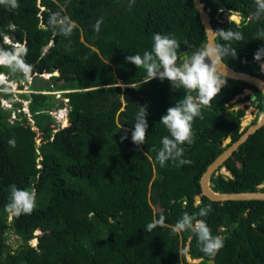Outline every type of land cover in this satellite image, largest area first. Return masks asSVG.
I'll return each instance as SVG.
<instances>
[{
  "label": "trees",
  "instance_id": "obj_1",
  "mask_svg": "<svg viewBox=\"0 0 264 264\" xmlns=\"http://www.w3.org/2000/svg\"><path fill=\"white\" fill-rule=\"evenodd\" d=\"M202 2L209 9L217 45L236 48L237 56L226 55L224 62L264 79V60L254 59L264 47V38L254 39L264 31V14L256 17L255 0ZM18 4L12 11L0 5V44L4 34L22 42L33 77L30 83L0 68L18 88L27 82L32 90L19 91L20 98L6 106L1 99L13 98V92L0 89V264H264V200L211 201L199 184L205 168L257 120L264 95L245 81L227 78L221 93L201 106L203 119L193 122L195 142L182 145L183 158L192 163L177 166L168 161L161 167L156 156L162 138L170 133L160 121L185 92L174 91L168 80L158 77L143 83L146 69L126 60L151 51L155 34L177 39L181 59L205 46L193 0H134L131 7L130 0ZM61 8L77 25L67 37L54 34L47 24ZM232 13L240 16L239 23L224 17ZM101 18L96 32L94 25ZM221 29L241 32L244 41H223L217 31ZM45 72L49 78L42 77ZM36 77L51 86L39 85ZM60 89H65L69 123L55 129L50 111L61 105L53 92ZM245 89L254 92L251 104L258 114L243 127L246 107L235 106L250 100L249 94L238 97ZM23 99L28 111L22 108ZM141 106L149 127L145 144L137 146L131 134ZM12 138L15 147L8 144ZM223 166L228 174L210 179L215 191H264V125ZM11 185L36 190L31 214L16 216L6 210ZM208 205L212 211L198 219L223 239L214 256L200 250L190 230L174 231L185 212L191 215ZM161 216L164 225L147 232L146 226ZM11 233L19 237L17 244L9 240ZM37 236L38 242L32 243ZM187 255L200 260L189 262Z\"/></svg>",
  "mask_w": 264,
  "mask_h": 264
},
{
  "label": "clouds",
  "instance_id": "obj_2",
  "mask_svg": "<svg viewBox=\"0 0 264 264\" xmlns=\"http://www.w3.org/2000/svg\"><path fill=\"white\" fill-rule=\"evenodd\" d=\"M132 3H134V0H130V7ZM255 3L257 6L255 15L259 18L264 14V0H255ZM0 5H3L10 11L19 7L18 0H0ZM62 12L63 8L51 14L47 24L54 34L67 37L72 34L73 29L76 28L77 25L70 17L62 15ZM229 15L231 16V14ZM102 22V18L96 21L94 25V30L96 32L100 31ZM12 27V25H9V28ZM217 31L219 37L225 42H231L233 40L237 42L244 41V36L241 32L231 29H221ZM2 38L4 44L11 42L14 43L15 46L8 45L6 47L4 44H0V68L8 69V72L12 75L19 74L25 80L30 79L32 66L28 64L25 59L27 56L26 46L20 41H11L8 34H4ZM260 38H264V31H260L254 39ZM16 42H19L20 45H17ZM180 46L177 39L169 35L155 34L151 51H145L142 56L136 54L126 57V60L134 64L137 68L140 69L143 67L146 69L147 77L144 79L143 83H148L152 79L158 77L161 81L165 79L168 80L174 91L184 90L185 92L183 98L177 101L174 107L168 108L167 113L162 116L160 121L170 133V137L164 136L162 138V147L158 150L156 156V160L161 167H164L168 161H171L177 166L190 165L192 163L191 160L183 158L184 148L182 145H191L195 142L193 122L197 117L203 119L201 106L209 105L211 101L221 93L222 88L227 83V77L220 69L223 57L226 55H230L231 57L237 56L236 48L225 44L202 46L200 49L193 52L187 59H181L178 53ZM254 59L257 62L264 60V47L257 50L254 54ZM260 70L264 72V63H260ZM45 73H48L50 76L49 72ZM42 74L44 75V73ZM0 77L3 78L0 79V89L4 88L2 84L10 86L11 82H15L8 80L6 74L1 71ZM56 91L63 92L65 90ZM193 93H195V96ZM63 97L65 96L63 95ZM65 99H67V97H65ZM9 105H11V103H9ZM65 105V113H59L60 111H58V115L52 113L55 118V129L69 123L67 117V102ZM56 109H62L61 105L51 111ZM147 115L146 108L141 106V110L134 123V130L131 134L132 142L137 146L145 144L147 138V129L149 127L146 119ZM36 129L38 128L36 127ZM121 139H127V134L121 137ZM8 144L11 147H15V138L9 139ZM36 198L37 192L34 188L21 190L15 185H11L10 202L6 205V210L16 216L31 214L36 206ZM211 211L212 208L208 205L204 208H200L198 212L191 215L185 212L175 224L174 231L180 232L190 230L198 238L200 250L206 255L214 256L223 247V239L220 236H213L206 222L202 219H198V217H206ZM164 221L165 218L163 216H161L159 220L154 219L153 222L146 226L145 230L151 232L158 224L161 226L164 225Z\"/></svg>",
  "mask_w": 264,
  "mask_h": 264
},
{
  "label": "water",
  "instance_id": "obj_3",
  "mask_svg": "<svg viewBox=\"0 0 264 264\" xmlns=\"http://www.w3.org/2000/svg\"><path fill=\"white\" fill-rule=\"evenodd\" d=\"M193 3L204 28L205 37H206L205 46L217 45V41H216L217 33L214 31L213 25L211 23V18L208 13L209 9H206L204 7V3L202 2V0H193ZM229 19L233 20L231 18ZM16 44L20 45L19 42H16ZM220 69L221 71L224 72L227 78L245 81L253 85L264 95V79H262L261 77L252 75L248 72L236 70L234 67H231L228 64H226L224 60L221 61ZM53 73L57 74L58 69H55ZM246 94H247L246 91H243L242 93L239 94L238 97H244ZM249 95H250L249 96L250 101L255 99L254 92H251ZM236 105H240V104L237 103ZM244 120L246 119H243V121ZM263 125H264V110L259 114L257 120L253 124L249 125L236 140L230 142V144L205 168L199 179L202 195H204L211 201L264 200L263 190L233 191V192L215 191L212 188L214 184L210 181L213 174L223 173L222 170L224 167L223 166L224 161L228 157H230L234 153V151H236L249 138L251 134L255 133ZM229 141L230 138L224 141V145H226ZM199 202H200V198L196 199V203ZM188 240L190 241V238ZM187 260L189 262H191L192 260L189 255H187ZM207 262L212 263V260L209 259Z\"/></svg>",
  "mask_w": 264,
  "mask_h": 264
},
{
  "label": "rangeland",
  "instance_id": "obj_4",
  "mask_svg": "<svg viewBox=\"0 0 264 264\" xmlns=\"http://www.w3.org/2000/svg\"><path fill=\"white\" fill-rule=\"evenodd\" d=\"M224 17H227L228 19L231 17L230 15H227V14H224ZM234 18H238V15L237 14H234L233 15V18L231 17V19H233L234 21H237V22H239V18L238 19H234ZM49 74H45L44 73V75L42 74V77H44V78H49V76H48ZM32 77L33 76H31V78L30 79H28L27 80V82H30L31 80H32ZM0 79H3L2 77H0ZM34 81L36 82V83H39V85H44V87H46L47 88V84L49 85V86H51L50 84H49V82H47V80H44L43 78H41V77H36V78H34ZM49 81V80H48ZM25 83V82H22V83H25L24 84V87L23 88H18V83H16V82H11V84H10V86H6L5 85V87L3 88L4 90H12V92H13V98H2L1 99V101H2V103L4 104V105H6V106H10L9 105V103H11V101H12V99H19L20 97H19V94H18V91H32L31 90V87H30V83ZM45 83H47V84H45ZM34 90V89H33ZM61 91L62 90H65V89H60ZM245 91H246V93L247 94H250L251 92H253L251 89H245ZM53 92H55L54 94H55V98H56V103L58 104V103H61V108L62 109H60V110H54V111H50L51 113H54V114H59V113H65V111H66V109H65V107H66V105H65V101H66V99H65V97H63V95H62V92H58V91H56V90H54ZM61 93V94H60ZM237 98H234L232 101H235ZM22 108H25V110L26 111H28V107H27V100H22ZM240 105H236L235 107L237 108V107H246V110H245V116H244V118L243 119H247V122L246 123H244L245 122V120L243 121L242 120V126H246V125H248L249 123H251L252 122V120L255 118V116L258 114V109H257V107L256 106H254V105H252L251 104V101L250 100H246V101H243V102H238ZM56 108V107H55ZM53 110V109H52ZM58 111H60L59 113H58ZM14 114H13V112H12V114H11V116H13ZM35 129H36V127H35ZM37 130V133H38V135L40 134V132H41V130L40 129H36ZM38 139H39V136H38ZM222 172L224 173V174H228V172H227V170L223 167V170H222ZM263 186H264V184H262ZM199 197L197 196L196 197V199H198ZM40 229V228H39ZM39 229H37L36 230V232H38V231H41V230H39ZM36 239V240H35ZM9 240L11 241V242H13L14 244H17L18 242H19V237L16 235V234H14V233H11L10 234V236H9ZM38 240H39V237L37 236V237H35V238H33V240H32V243H37L38 242ZM188 245H189V240H187V242H186V247H188ZM198 262L199 260L198 259H192L191 260V262Z\"/></svg>",
  "mask_w": 264,
  "mask_h": 264
},
{
  "label": "bare ground",
  "instance_id": "obj_5",
  "mask_svg": "<svg viewBox=\"0 0 264 264\" xmlns=\"http://www.w3.org/2000/svg\"><path fill=\"white\" fill-rule=\"evenodd\" d=\"M233 18V15L231 16ZM234 19H238V18H234ZM247 121H245L244 123H246ZM36 240V239H35Z\"/></svg>",
  "mask_w": 264,
  "mask_h": 264
},
{
  "label": "built area",
  "instance_id": "obj_6",
  "mask_svg": "<svg viewBox=\"0 0 264 264\" xmlns=\"http://www.w3.org/2000/svg\"><path fill=\"white\" fill-rule=\"evenodd\" d=\"M238 17L240 18V16L238 15ZM237 22V21H236Z\"/></svg>",
  "mask_w": 264,
  "mask_h": 264
},
{
  "label": "flooded vegetation",
  "instance_id": "obj_7",
  "mask_svg": "<svg viewBox=\"0 0 264 264\" xmlns=\"http://www.w3.org/2000/svg\"><path fill=\"white\" fill-rule=\"evenodd\" d=\"M212 260V262H213V259H211Z\"/></svg>",
  "mask_w": 264,
  "mask_h": 264
}]
</instances>
